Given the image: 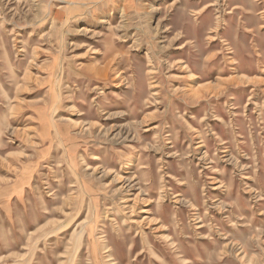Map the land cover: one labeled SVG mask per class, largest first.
Returning a JSON list of instances; mask_svg holds the SVG:
<instances>
[{"label":"rangeland","instance_id":"rangeland-1","mask_svg":"<svg viewBox=\"0 0 264 264\" xmlns=\"http://www.w3.org/2000/svg\"><path fill=\"white\" fill-rule=\"evenodd\" d=\"M0 264H264V0H0Z\"/></svg>","mask_w":264,"mask_h":264},{"label":"bare ground","instance_id":"bare-ground-1","mask_svg":"<svg viewBox=\"0 0 264 264\" xmlns=\"http://www.w3.org/2000/svg\"><path fill=\"white\" fill-rule=\"evenodd\" d=\"M208 7H210V5H207V6H205V7H203L204 9H206V8H208ZM26 174H28L29 175V173H27L26 171H24V172H22V173H20V176H19V178H18V180H17V182L19 183V182H21L23 179H24V176L26 175ZM25 181H29V176H27V178H26V180ZM26 184H28V183H26ZM23 185H25V184H23ZM20 186V185H19ZM17 187V186H16ZM20 188H23V186L21 185L20 186ZM134 198H136V196H134L133 197V199ZM133 199H132V202H133ZM133 205H134V203L132 204V206H130V207H128L130 210L129 211H131V208L133 207ZM140 217H138V218H141V220H140V223L142 222L143 224H145V225H150L151 223H152V221H151V219H150V211H149V209H141L140 210ZM78 215V213H76V214H74V215H71L70 214V216L69 215H65V219H67V218H73V217H76ZM146 215H148V216H146ZM70 220V219H69ZM160 223H158V225H157V227L155 228V230H157V229H159V228H161L160 226ZM92 226L93 225H91L89 222H88V219L87 218H85L84 220H82V221H79L78 222V224H77V227H79V236H78V239H81V237H82V235L83 234H90L91 233V229H92ZM76 227V228H77ZM199 228H201V227H199ZM99 231V230H98ZM136 232V234H143V233H140V231L138 232V230L137 231H135ZM138 232V233H137ZM71 234H74V232H72ZM75 234H77V232L75 233ZM105 252H107V250L105 251ZM107 258H109V257H107ZM110 262V261H109ZM111 263V262H110Z\"/></svg>","mask_w":264,"mask_h":264}]
</instances>
